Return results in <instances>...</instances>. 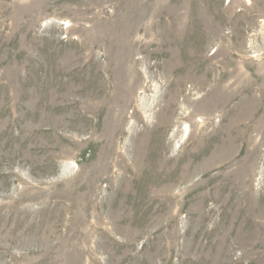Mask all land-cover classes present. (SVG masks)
Returning a JSON list of instances; mask_svg holds the SVG:
<instances>
[{
    "label": "rangeland",
    "instance_id": "obj_1",
    "mask_svg": "<svg viewBox=\"0 0 264 264\" xmlns=\"http://www.w3.org/2000/svg\"><path fill=\"white\" fill-rule=\"evenodd\" d=\"M263 32L264 0H0V264H264Z\"/></svg>",
    "mask_w": 264,
    "mask_h": 264
},
{
    "label": "bare ground",
    "instance_id": "obj_2",
    "mask_svg": "<svg viewBox=\"0 0 264 264\" xmlns=\"http://www.w3.org/2000/svg\"><path fill=\"white\" fill-rule=\"evenodd\" d=\"M264 33V32H263ZM173 44V43H172ZM215 64V63H214ZM221 64V63H220ZM217 65V64H216ZM219 66V65H218ZM223 66V65H222ZM224 67V66H223ZM216 68V67H215ZM227 68V67H226ZM213 69V68H212ZM215 70V69H214ZM223 70H226V69H223ZM229 71V70H228ZM201 72H203V71H201ZM200 72V73H201ZM215 72V71H214ZM221 72V71H220ZM217 73V72H216ZM205 76H206V72H204L203 73ZM209 75V74H208ZM207 75V76H208ZM229 74L228 73H224L223 71L221 72V76H219L218 78H219V82H218V85H220V87L219 86H217L216 88H217V90H216V93H218V97L217 98H219V100L218 101H216L217 102V105H222V110H223V106L224 107H226L227 105V102H228V100H229V98H230V96H231V93H229V92H227L230 88H232L236 83H237V80H234V82H229ZM110 77V76H109ZM249 77H251V78H253V82L252 83H250L248 86H244L245 88H243V87H238L237 89L235 88L234 89V91H248V90H254V87H255V84L257 83V76L255 77V76H249ZM229 79V80H228ZM228 81V82H227ZM196 82H198V81H196ZM201 82V83H200ZM199 83H200V86L198 87V90L199 91H201L204 87H205V85H207L206 83H207V77H206V79H204V80H202V81H200ZM217 82V81H216ZM198 85V84H197ZM243 85V84H242ZM245 85V84H244ZM241 86V85H240ZM226 91V92H225ZM250 92V91H249ZM248 93V92H247ZM214 95H216V94H214ZM213 95V96H214ZM250 95V94H249ZM217 96V95H216ZM188 101V100H187ZM229 105V104H228ZM215 106V105H214ZM228 107V106H227ZM213 109V108H212ZM220 109V108H219ZM215 110H217V109H215ZM212 112V111H211ZM216 112V111H215ZM219 112V111H218ZM213 113V112H212ZM220 113V112H219ZM214 115V114H213ZM224 116H226L225 114H224ZM209 117V116H208ZM207 118V117H206ZM210 118V117H209ZM202 120V121H201ZM200 120V122L201 123H203V127H205V128H208V126L207 125H205V123H206V119L204 118V119H201ZM209 121V120H208ZM209 124V123H208ZM135 128V127H134ZM214 131V130H213ZM205 134V133H204ZM211 135V134H210ZM210 135H207L206 134V137H208V136H210ZM205 138V137H204ZM206 139H208V138H206ZM229 144V143H228ZM222 145L225 147V142H224V139H223V141H222ZM227 148V147H226ZM222 150H224V148L222 149ZM229 152V151H228ZM227 152V153H228ZM227 153H226V155H227ZM222 155H223V153H222ZM190 166H189V170L187 171V172H185V174H190ZM194 169V168H193ZM185 176V175H184ZM190 177H191V175H190ZM176 181H178V180H176ZM175 181V182H176ZM177 183H174V182H172L168 187H166L165 188V190L163 191V195L165 196V197H169V196H171L172 195V192H173V188H171V186L172 185H176ZM173 198V197H172ZM169 199V198H168ZM171 199V198H170ZM163 260V259H162Z\"/></svg>",
    "mask_w": 264,
    "mask_h": 264
}]
</instances>
